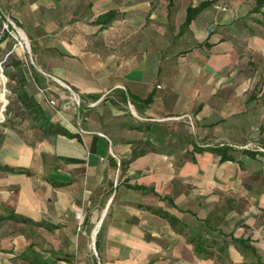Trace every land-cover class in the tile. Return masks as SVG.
<instances>
[{
    "label": "crops",
    "instance_id": "0c3cea01",
    "mask_svg": "<svg viewBox=\"0 0 264 264\" xmlns=\"http://www.w3.org/2000/svg\"><path fill=\"white\" fill-rule=\"evenodd\" d=\"M201 1L0 0L34 50L0 130V264H95L90 228L101 264L243 263L233 237L264 260V7L184 27Z\"/></svg>",
    "mask_w": 264,
    "mask_h": 264
},
{
    "label": "trees",
    "instance_id": "16d2710c",
    "mask_svg": "<svg viewBox=\"0 0 264 264\" xmlns=\"http://www.w3.org/2000/svg\"><path fill=\"white\" fill-rule=\"evenodd\" d=\"M215 1L213 0H203L201 1L200 3L196 4V5H190L188 6L187 8V16H186V19L185 21L182 23V25L185 27V26H188L191 21L196 17V15L201 11L203 10L205 7L211 5L212 3L214 4ZM262 7H264V0H257V3H256V6H255V10H259L261 9ZM116 16V13L115 11L111 10L109 12H106L102 15H100L97 19H96V22L98 23H108L110 22L113 18H115ZM7 34H5L0 42L6 38ZM15 57H18V56H15V55H11V64L14 65V67H16L15 70H5L6 72V75L7 77H10L11 79H15L19 76V80L21 81L20 79V76H22V78H25L24 74H25V66H23V62L22 60H17L15 59ZM9 79V78H8ZM10 101H9V104L7 106V111H6V114L8 113L9 111V108H10V105H11V102H12V94H10ZM19 97V100H21L23 103H25V99L29 101V104H30V107H32L31 111H33L35 114V119L37 121H42L44 119H47L49 117V114L45 111H43V109L40 107V105L37 103L36 99L34 98L33 95H29L27 92H24L22 94H19L18 95ZM52 126H55V124H52ZM55 131H60V132H63V133H68L64 128H61L60 126H56L55 127ZM224 147H216L214 148L215 151H217L218 153H220L223 158H226L224 157L225 156V152H224ZM136 155H138V153L135 151H133L132 153V157H135ZM5 170H8V171H12V172H25L24 169L22 168H19V169H16V168H13V167H9V166H5ZM28 174H30V171H27ZM14 218L20 220V221H23L25 222L26 224H35V225H39V222L37 221H34L33 219L29 218V217H26V216H23V215H16V216H13ZM233 240L235 241V243H237V245L239 246V248H249L252 252V254L256 257V260L252 263V264H264V260L262 259V257L258 254L257 250L255 247L251 246V245H247L245 240L243 239H237V238H234L233 237ZM96 247L98 249V240L96 241ZM197 250H199L200 252H202V247L201 246H198L197 245Z\"/></svg>",
    "mask_w": 264,
    "mask_h": 264
},
{
    "label": "built area",
    "instance_id": "2783aa9c",
    "mask_svg": "<svg viewBox=\"0 0 264 264\" xmlns=\"http://www.w3.org/2000/svg\"><path fill=\"white\" fill-rule=\"evenodd\" d=\"M214 7L215 9L221 11H226L228 9V6L221 2H216L214 4ZM22 32L23 31L20 29L19 26H17L15 21L10 16H3L0 14V40L5 34H7V37L14 39V47H12L6 52L4 58H1L0 56V124L5 122L7 119L6 111L10 101V89L8 87L9 79L5 72L4 62L7 60L8 56L14 52L18 45L26 46L29 51L31 50L30 42L28 41L27 43L26 39L22 36ZM30 58L32 63H34L32 55L30 56ZM41 92L43 93V96L45 100L49 103V105L56 109L59 104L57 98L50 94L49 91L47 92L44 89H41ZM75 100L77 104L80 103V98L78 96L75 98ZM188 118L191 119V116H188ZM94 253L96 257H98V252L96 248ZM98 262L99 264H101L100 260Z\"/></svg>",
    "mask_w": 264,
    "mask_h": 264
},
{
    "label": "rangeland",
    "instance_id": "374dc122",
    "mask_svg": "<svg viewBox=\"0 0 264 264\" xmlns=\"http://www.w3.org/2000/svg\"><path fill=\"white\" fill-rule=\"evenodd\" d=\"M158 2H159V0H151V4H152V7L153 8H156L157 7V5H158ZM12 39V38H11ZM29 39V38H28ZM12 40H14V39H12ZM29 42H30V40H29ZM12 47H14V42L13 41H11L10 42V46H6V48H9V50L12 48ZM30 48H31V50L29 51L28 49H27V47L26 46H21V45H18L17 46V48L14 50V52L13 53H11L9 56H8V58H7V60L4 62V68H5V70H7L8 69V67L10 66V64H11V62H10V60H9V57L11 56V55H15V56H18V57H22L23 59H27L28 60V64H29V66H31V68L33 67V64L34 63H32V61H31V58H30V56L32 55V56H34V50H33V48H32V43L30 42ZM5 50V49H4ZM0 56H1V58H4V56H5V54H2L1 53V48H0ZM9 78V84H8V86H9V88L11 89V88H13V87H11V85H10V82H11V78L10 77H8ZM18 78H19V76L16 78V80L18 81ZM57 98V97H56ZM58 99V98H57ZM3 123H1L0 124V130H1V125H2ZM28 228H29V234H30V231H31V229H30V226H27ZM17 230L19 231V226L17 225ZM78 232H81V230H79L78 229ZM45 234H47V231H45ZM75 239H77V235L75 236ZM88 239H89V249H90V252L93 254V256H94V259H95V264H99V260H100V258H98V257H96V255H95V248H97L96 247V235H95V233H94V228L93 229H89L88 230ZM43 243L44 244H47V240L45 239V240H43ZM25 245H26V243H25ZM61 247H62V245H60ZM246 253H247V255H244V258H243V263H238V264H252L255 260H256V257L252 254V252H251V250L250 249H247L246 250ZM65 254V257H68L67 259L68 260H70L71 262H72V264H76L75 263V261H72V258L71 257H73L74 255H71L72 253H70V254H68V253H64ZM74 259H76V258H73V260ZM225 261H226V263L227 264H231V263H233V260L232 259H230V258H226L225 259ZM101 262V261H100ZM24 264H26V263H24Z\"/></svg>",
    "mask_w": 264,
    "mask_h": 264
},
{
    "label": "bare ground",
    "instance_id": "6f19581e",
    "mask_svg": "<svg viewBox=\"0 0 264 264\" xmlns=\"http://www.w3.org/2000/svg\"><path fill=\"white\" fill-rule=\"evenodd\" d=\"M22 36H23V38L26 39V41H27V43H28L29 39H28L27 35H26L24 32H22ZM95 231H96V230H94V233H95Z\"/></svg>",
    "mask_w": 264,
    "mask_h": 264
}]
</instances>
